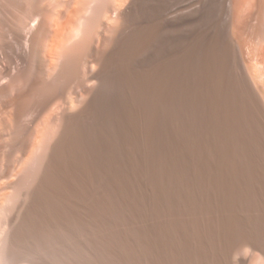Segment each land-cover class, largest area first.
I'll return each mask as SVG.
<instances>
[{
    "label": "bare ground",
    "instance_id": "1",
    "mask_svg": "<svg viewBox=\"0 0 264 264\" xmlns=\"http://www.w3.org/2000/svg\"><path fill=\"white\" fill-rule=\"evenodd\" d=\"M53 1L59 10L51 36L46 39L41 29L34 42L35 79L46 61V76L63 71L67 35L76 31L71 17L83 4ZM144 1L114 0L106 8L108 26H100L92 42L84 77L51 108V119L61 124L34 199L51 193V229L74 238L75 249L80 246L75 229L81 230L98 247L101 264H213V241L222 264H234L242 247L249 255L239 254L235 264L264 259V146L235 101L218 113L222 185L213 203V34L200 64L191 61L194 35H188L183 60L174 50L165 54L158 42L164 27L149 26ZM139 11L140 22L130 26ZM253 13L238 19L249 42L257 38ZM120 16L124 26H117ZM254 61L264 67V47L255 51ZM186 92L192 95L191 110Z\"/></svg>",
    "mask_w": 264,
    "mask_h": 264
},
{
    "label": "rangeland",
    "instance_id": "2",
    "mask_svg": "<svg viewBox=\"0 0 264 264\" xmlns=\"http://www.w3.org/2000/svg\"><path fill=\"white\" fill-rule=\"evenodd\" d=\"M82 1L80 12L71 17L76 31L67 35L63 71L58 76H46V61L44 73L35 79V43L41 38L42 30H47L46 39L51 36L52 19L59 7L53 0H0V264L104 263L98 247L93 245L95 242L81 230L75 229L73 237H78L79 247L84 249H75L74 238L63 229H51V193L40 197L38 202L34 199L61 124L58 118L51 119V108L68 97L77 81L84 77L87 70L84 59L92 42L97 40L100 26H108L105 11L114 4V0ZM144 3L149 26L164 27L158 31L159 46L164 53L174 50L183 60L188 35H194L196 51L191 61L200 64L208 34H213V203H216L219 200L216 191L222 185L216 141L220 139L222 110L235 101L243 112L244 124L264 146V67L254 61L255 51L264 47V0H146ZM252 12L250 23L255 26L258 39L249 42L240 33L238 26L245 25L238 24V19ZM142 16L140 11L133 15L130 26H137ZM117 26H124L122 16ZM228 39L233 40L236 54L230 50ZM46 52L43 45V57ZM187 71L185 66L186 75ZM107 89L105 85L103 91ZM185 104L192 109L190 92L185 94ZM94 240L100 241L98 237ZM214 242L213 264H222ZM94 247L96 256H92ZM238 255L248 256L249 249L240 248L232 257L234 264ZM254 258L248 264H264L261 256Z\"/></svg>",
    "mask_w": 264,
    "mask_h": 264
}]
</instances>
